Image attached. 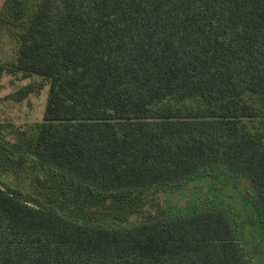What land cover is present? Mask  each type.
I'll list each match as a JSON object with an SVG mask.
<instances>
[{"label": "trees", "instance_id": "obj_1", "mask_svg": "<svg viewBox=\"0 0 264 264\" xmlns=\"http://www.w3.org/2000/svg\"><path fill=\"white\" fill-rule=\"evenodd\" d=\"M32 1L2 3L1 22L26 18L5 71L49 88L0 168L26 155L51 179L0 182V264H264V0ZM193 179L216 207L108 228Z\"/></svg>", "mask_w": 264, "mask_h": 264}, {"label": "rangeland", "instance_id": "obj_2", "mask_svg": "<svg viewBox=\"0 0 264 264\" xmlns=\"http://www.w3.org/2000/svg\"><path fill=\"white\" fill-rule=\"evenodd\" d=\"M3 1L4 0H0V12ZM25 2L28 6H32L33 4L32 0H25ZM29 9L27 13H30L31 10ZM25 23L26 18L17 23L1 22L0 20V66L4 67L0 72V137L5 142L9 143V145H11L10 147H16L17 145L23 146V140L32 139L33 131H35L33 126L40 123L42 120L49 88L48 82L39 76L32 75L30 77H24L18 72L9 73L5 71V69L9 68L10 63L14 59L17 45L16 36L22 30ZM27 86L31 89L22 100L18 101V92ZM249 123L251 122L249 121ZM250 129H254L252 123ZM27 157L28 156L26 155H22V158L24 159ZM22 158L19 154L11 158L10 164H8L10 168L8 173L5 169L0 168V182L10 186H18L24 190L25 193L27 192L36 195V191L39 187L35 184L37 181L34 180L42 181L44 183L49 178V183L51 176L50 174V177H48L47 174L45 176L43 173L37 171L36 169H39L40 167L36 163L30 161L28 166H30L31 176L28 167L22 164ZM217 178L219 181L216 180V182H220L222 179L221 176H217ZM198 183L199 182H196V180L193 179L181 183L178 186H157L144 192L137 193L134 195V198H138L137 200L140 199L139 202L142 201V206L136 211L137 214H134L133 216L131 215L123 222L116 220L113 216L115 219H112L113 221L107 224L108 228L116 229L119 227L122 229L128 225L132 226L140 223L144 218H148L146 212L155 215L157 214V211L165 207L167 202L172 205L177 204L178 207L181 208H186L189 203L192 202L201 210L216 207L217 205L211 200L212 197H207L203 192L198 196V191L196 190ZM248 183L249 182L244 178H240L237 186L239 188L241 187L243 192L249 194L248 196L252 198V190L249 186L250 183ZM46 188L48 189V187ZM168 199L169 201H167ZM246 202L248 201L243 202L244 205ZM224 203H229V201L225 200ZM239 204L235 211V220H237L236 216L239 214ZM227 209L226 212L231 218H234V215H231ZM247 226L252 230L251 224H246L244 228L246 229ZM262 254H258L257 257L262 258ZM262 259L264 260V258Z\"/></svg>", "mask_w": 264, "mask_h": 264}]
</instances>
